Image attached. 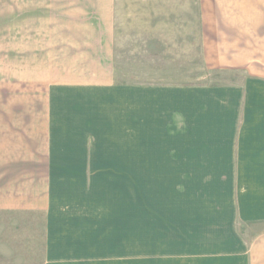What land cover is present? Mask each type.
<instances>
[{
  "label": "rangeland",
  "instance_id": "rangeland-1",
  "mask_svg": "<svg viewBox=\"0 0 264 264\" xmlns=\"http://www.w3.org/2000/svg\"><path fill=\"white\" fill-rule=\"evenodd\" d=\"M105 1L125 84L264 82V0H0V264L187 257L164 195L179 185L154 181L147 151L123 135L129 98L59 84L95 73L84 69L98 56L78 52L98 34ZM238 229L246 242L263 231Z\"/></svg>",
  "mask_w": 264,
  "mask_h": 264
},
{
  "label": "crops",
  "instance_id": "crops-1",
  "mask_svg": "<svg viewBox=\"0 0 264 264\" xmlns=\"http://www.w3.org/2000/svg\"><path fill=\"white\" fill-rule=\"evenodd\" d=\"M96 9L98 34H89L78 52L98 56L84 69L95 73L68 75L59 84L112 88L114 98H129L120 114L130 119L123 135L131 137L133 149L147 151L154 181L179 185L164 195L178 220L180 244L189 246L180 264H264V82L125 84L113 72L112 5L105 1ZM140 135L146 136L145 149ZM242 225L263 231L246 242Z\"/></svg>",
  "mask_w": 264,
  "mask_h": 264
}]
</instances>
